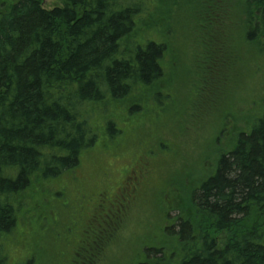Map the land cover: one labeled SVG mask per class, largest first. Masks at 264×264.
Instances as JSON below:
<instances>
[{
    "label": "trees",
    "instance_id": "1",
    "mask_svg": "<svg viewBox=\"0 0 264 264\" xmlns=\"http://www.w3.org/2000/svg\"><path fill=\"white\" fill-rule=\"evenodd\" d=\"M58 1L62 6L52 9L42 0L0 6V264H35L10 260L25 200L79 168L99 126L123 137L121 127L134 115H145L150 104L157 116L171 97L182 112L152 124L164 141L157 140L158 152L144 151H153L151 171L159 164L168 171L184 156L178 142L194 126L201 133L219 126L224 147L211 162L203 155L184 161V181L173 184L181 192L169 203L177 215L162 225L163 241L142 249V262L136 252L109 264H264V113L252 123L237 119L229 131L222 115L255 104L239 108L233 89L241 62L264 69V0H193L184 11L174 9L181 0ZM176 69L182 76L174 83L167 71ZM120 173L117 188L133 178ZM108 217L94 218L105 221L95 223L70 264H95L115 245Z\"/></svg>",
    "mask_w": 264,
    "mask_h": 264
},
{
    "label": "rangeland",
    "instance_id": "2",
    "mask_svg": "<svg viewBox=\"0 0 264 264\" xmlns=\"http://www.w3.org/2000/svg\"><path fill=\"white\" fill-rule=\"evenodd\" d=\"M16 1L0 0V6L12 4ZM42 2L45 9L62 6L58 0H42ZM191 3H193V0H181L178 7L174 9L184 11V8H187L188 10L192 6ZM169 27L179 29L181 25L171 24ZM196 46L194 41L192 55L187 61L189 68L193 64V59H196L193 55ZM253 51L255 54H260L264 49L259 52L257 48H254ZM168 57L180 59L178 55L175 56L172 53H169ZM240 65L239 74L242 73V75L236 83V88L233 89L235 100L238 102L239 108L245 104L243 106L244 110L246 109V103L252 102L253 99L255 104L251 107V111L246 109L241 112L242 108L239 112L225 110L222 115L226 116L223 122L227 131L230 130L237 119L244 118L252 123L264 113V106L262 108L258 106L260 102H264V99L262 101V96H260L264 94L262 88L264 69L262 66L257 67L259 65L253 64V62H241ZM167 72L171 75L174 83L177 81V77L182 76L178 69L175 72ZM168 101H170L169 105H166L163 110V107L158 109L157 116L150 113V110L154 108L150 104L147 105L148 112L145 115H134L126 123V126L121 127L123 137L116 136V134L111 136L99 126V135L94 147L87 155L82 157L78 170L75 169L72 173H64L58 179L51 181V184L44 185L43 189L36 190L30 199L25 200L26 208L22 211L27 217L23 218L19 227H21L22 235L26 238L24 241V236H17L18 234L15 236L9 250L10 260H18L22 257V260L33 259L35 264H70L71 258L75 257L74 252L77 251L78 247L84 246L81 243L82 239L86 240L91 235L95 223L100 224L105 221L102 219L94 220V218L106 214L108 209H112L111 204L115 202L113 198L116 197V202L120 204H124L125 200L128 199L129 190H132L137 177L130 179L124 177L133 172L138 177H142L145 172H149L146 177L149 176L150 185L146 190L147 194L144 196V202L140 201L137 207H133L118 232L117 240L114 241L115 245L103 256H99L95 264H109L115 260L117 262L119 260L123 261L126 256L136 252L139 255L134 256L133 259L136 263L142 262L144 258L143 250L157 246L163 241L162 225L164 224V227H167L172 221L171 218L177 215L176 211H170L169 203L172 195L181 192L174 190L173 184L174 182L178 183L181 179L184 181L185 169L187 168L184 161L188 162V159L193 158L198 160L203 155L202 162H211L217 157L215 151L223 146L221 143L225 144L224 140H221L219 145L217 144L216 132L219 126L208 133H206L208 125L203 130L205 132L202 131L203 133L199 130L200 126H194L195 128L189 132L191 133L190 136L178 142L181 144L179 149L182 151L181 153H184V156L176 157L179 160L175 161L174 164L169 161L171 164L168 171L161 166L162 164L151 171L148 159L153 156V151L150 152L151 155L147 154L143 157L144 151L148 149V146H152L153 150L158 152L161 144L157 145V140L163 138H161V131L154 133L159 128L156 127L153 130L152 124L162 120L164 115L173 117L182 112V107L177 99L173 100L171 97L166 102ZM225 109L232 108L228 106ZM189 111L188 108L186 113ZM163 145L168 148L164 156L170 158L172 155L170 146L165 143ZM121 170L125 174L122 176L125 183L117 188L116 184L118 178H121ZM196 173L197 171L194 174ZM182 184L180 190H182ZM152 191L157 192V198H152ZM174 199L176 201L177 197H174ZM169 211L170 213H168ZM23 242L24 245H22ZM85 244L87 243L85 242Z\"/></svg>",
    "mask_w": 264,
    "mask_h": 264
},
{
    "label": "flooded vegetation",
    "instance_id": "3",
    "mask_svg": "<svg viewBox=\"0 0 264 264\" xmlns=\"http://www.w3.org/2000/svg\"><path fill=\"white\" fill-rule=\"evenodd\" d=\"M148 173L149 172H145L144 176L142 177H138V175H136L134 172L132 173V176L133 174H135L133 178H137L135 180V183L133 184L134 186H132V190H129V197L125 200L124 204L116 202V197L113 198V200L115 199V202L111 204L112 209L110 208V210H107L106 214L109 213L108 215H110V217H108L109 220L106 224L110 223L116 226V237L118 235L119 230L122 228L123 222L127 220V217L131 213L133 207H137L139 205L138 198H141L145 194H147L146 190H148V185L150 184L149 176L146 177ZM106 214H103L101 216L105 217Z\"/></svg>",
    "mask_w": 264,
    "mask_h": 264
}]
</instances>
